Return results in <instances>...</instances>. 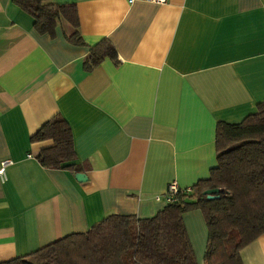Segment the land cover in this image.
<instances>
[{
	"label": "crops",
	"instance_id": "1",
	"mask_svg": "<svg viewBox=\"0 0 264 264\" xmlns=\"http://www.w3.org/2000/svg\"><path fill=\"white\" fill-rule=\"evenodd\" d=\"M55 1L76 4L83 43L68 22L40 32L14 0H0V165L11 160L0 177V262L110 214L156 215L171 182L186 189L210 177L218 124L242 122L264 101V0ZM104 39L117 57L87 70ZM57 115L80 169L38 158L53 141L32 136ZM183 220L205 264L203 212ZM242 258L264 264V233Z\"/></svg>",
	"mask_w": 264,
	"mask_h": 264
},
{
	"label": "trees",
	"instance_id": "2",
	"mask_svg": "<svg viewBox=\"0 0 264 264\" xmlns=\"http://www.w3.org/2000/svg\"><path fill=\"white\" fill-rule=\"evenodd\" d=\"M34 18L40 32H54L61 21L71 24V38L83 43L75 3L55 0H14ZM107 56L116 58L108 39L92 47L87 70ZM52 140L38 155L49 168L80 169L71 126L57 115L32 136ZM217 161L207 179L172 195L152 217L110 214L86 232H74L27 255L0 264H198L183 215L200 209L208 226L205 264H244L243 249L264 233V101L242 122H220ZM223 191L216 199L204 193Z\"/></svg>",
	"mask_w": 264,
	"mask_h": 264
},
{
	"label": "built area",
	"instance_id": "3",
	"mask_svg": "<svg viewBox=\"0 0 264 264\" xmlns=\"http://www.w3.org/2000/svg\"><path fill=\"white\" fill-rule=\"evenodd\" d=\"M154 2H157V3H166L167 0H152ZM11 163V160H4L1 162V165H0V177L2 179H5L6 176H7V172H6V167ZM179 189H181L179 186H178V183L176 181H173L169 184L168 186V191L167 193L165 194L164 196V199L168 202L172 195L177 193L179 191ZM158 199H162V197H157Z\"/></svg>",
	"mask_w": 264,
	"mask_h": 264
},
{
	"label": "water",
	"instance_id": "4",
	"mask_svg": "<svg viewBox=\"0 0 264 264\" xmlns=\"http://www.w3.org/2000/svg\"><path fill=\"white\" fill-rule=\"evenodd\" d=\"M76 178L80 181V182H84L87 180V176L85 175L84 172H78L76 174ZM223 190L221 188H210L205 190V194L207 195L208 199H216L219 197L220 193Z\"/></svg>",
	"mask_w": 264,
	"mask_h": 264
}]
</instances>
